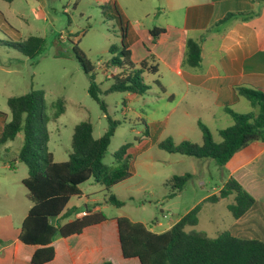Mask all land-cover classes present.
Wrapping results in <instances>:
<instances>
[{
    "label": "crops",
    "instance_id": "1",
    "mask_svg": "<svg viewBox=\"0 0 264 264\" xmlns=\"http://www.w3.org/2000/svg\"><path fill=\"white\" fill-rule=\"evenodd\" d=\"M31 1L38 4L37 0ZM73 1L69 0L67 5H71ZM39 4L42 7L45 5L42 1ZM75 5H96L107 9L116 24L119 23L121 39L122 28L126 29L125 41L134 66L138 68L146 61L158 67L156 74H143L144 82L151 87L146 94H157L158 101L167 99L168 102L161 103V114L157 118L154 117L156 113L151 115L133 110L144 125L140 132L143 137L137 146H132V151L124 153L125 158L131 160L132 154L139 155L154 146L158 147L161 143L160 136L167 130L170 120H175V131L182 135L181 142L193 141L191 136H194L195 143H202L199 123L219 136L220 130L233 123L227 109L239 114H243L245 109L241 106L244 98L236 93L237 87H248L264 94L263 0H76ZM66 11L67 9L64 10ZM0 13L5 19L9 18L7 13ZM229 14L234 15L228 21L220 23ZM9 15L18 21H25V13L22 11L11 10ZM81 15L86 17L87 9ZM104 15L105 13L103 17ZM154 29L163 30L156 39L151 34ZM11 31L19 34L13 27ZM73 35L77 37L78 33ZM14 38L18 40L16 36ZM188 39L202 41V63L198 68L183 66ZM73 41H77V38ZM108 70H105L106 73ZM155 82L163 86L164 93H160ZM126 96L129 111H132V102L144 95L126 93ZM172 116L175 119H171ZM144 118L147 119L146 122ZM1 119L0 137L7 122L6 118ZM198 163L203 169L206 164H211L208 159L199 160ZM120 164L121 161L115 159L108 167L115 168ZM16 165L18 166L17 162ZM13 168L6 161L0 162V264H33L32 256L39 247L26 245L20 240L23 221L33 206L28 190L23 185V180L28 175L16 180L7 172ZM220 170L223 175L222 183L209 188L208 185L213 182L202 180L200 185L206 194L193 202L182 216L173 220L169 209L165 210L168 213L161 209L162 218L141 223L153 233L161 234L200 206L199 223L205 206L217 205L226 200L228 207L233 202V196L218 202L207 200L218 195L227 180L233 178L254 198L255 203L240 218L232 217L222 232L227 231L240 240L264 243V143L255 142L238 151ZM130 173L132 177L133 173ZM210 180H214L212 174ZM90 181L83 184L85 188L83 185L80 187L82 195L78 197L79 203L71 206V198L64 213L74 211L72 207H77L78 210L70 217L62 215L57 223L65 224L87 215L104 214V209L114 206L107 201L113 189L126 180L108 190L100 183ZM184 189L176 197H181ZM120 217L126 216H114L111 219L106 217L105 221L85 228L80 235L57 238L52 244L54 259L47 264H102L105 261L113 264H141L137 258L125 259L122 254L118 233Z\"/></svg>",
    "mask_w": 264,
    "mask_h": 264
},
{
    "label": "trees",
    "instance_id": "2",
    "mask_svg": "<svg viewBox=\"0 0 264 264\" xmlns=\"http://www.w3.org/2000/svg\"><path fill=\"white\" fill-rule=\"evenodd\" d=\"M233 15H227L220 23L228 21ZM6 26L7 21L0 13V27ZM122 31L121 47L110 49L116 58L112 59L106 68H117L118 72L112 77L113 82L106 90L100 89L95 83L93 67L85 53L77 45L73 47L79 65L90 75L89 95L99 103L104 113L106 104L101 98L102 95L114 92L145 95L151 87L144 82L143 74L158 72L157 66L146 61L138 68L134 66L129 46L125 41L126 29L122 28ZM162 32V29H154L151 34L156 39ZM42 43V38L31 36L23 42L12 43V46L20 53H24V56L32 57L39 51ZM201 43V39L187 40L183 66L200 67ZM23 48L30 50L27 53ZM155 84L160 93L165 92L160 83ZM235 90L239 97L248 101L254 111L250 114H239L227 109L233 125L219 131L220 142H215L210 130L199 123L203 136L201 144L182 141L176 145L171 139H166L159 143V148L168 153L199 160L211 159L218 166L224 167L238 151L255 142L264 143V94L248 87H237ZM7 106L11 119L3 128L0 144L14 141L17 135L23 132V145L14 162L19 161L28 168V177L23 180V185L33 203L23 221L20 240L26 245L39 247L32 256L33 264H47L54 259L52 244L57 238L80 235L85 228L106 220L103 213H97L65 224L57 223L62 215L70 217L75 213L74 211L64 213L69 200L80 197L82 195L80 187L92 179L105 186L107 190L129 179L131 177L128 168L129 158H126L124 165L115 168L104 164L106 152L116 128L120 125L119 122L110 121L109 128L98 139L93 136L91 123L81 122L74 128L68 161L56 162L54 154L48 149L50 137L47 125L51 118L46 113L44 99L38 91L31 90L21 96L10 97ZM55 107L54 118H57L64 111L62 100H58ZM128 146V144L123 146L119 154L124 155ZM118 157L116 156V159L121 160ZM192 178L193 175L187 173L173 176L168 180L166 186L171 189L168 198L182 192ZM230 196H233V202L227 208L234 219L244 215L255 203L254 198L233 178L227 180L218 195L207 200L218 202ZM107 201L117 208L125 205V201L115 195H111ZM199 210L200 206L195 207L161 234L153 233L141 222H132L127 217L118 218V233L124 258H137L141 264H264L263 242L240 240L227 231L211 238L204 232L195 230ZM187 228L191 230L187 231ZM102 264L113 263L105 261Z\"/></svg>",
    "mask_w": 264,
    "mask_h": 264
},
{
    "label": "rangeland",
    "instance_id": "3",
    "mask_svg": "<svg viewBox=\"0 0 264 264\" xmlns=\"http://www.w3.org/2000/svg\"><path fill=\"white\" fill-rule=\"evenodd\" d=\"M41 1L45 3L44 7L39 4ZM41 1L37 0L38 4L35 5L31 0H0V12L7 13L9 17L6 19L8 26L0 27V121L2 117L6 118L7 122L11 119L7 106L10 97L21 96L31 90L38 91L44 99L46 113L51 118L47 125L50 137L48 149L54 154L56 162L68 161L76 125L90 122L93 136L98 139L109 128L110 121H117L120 125L111 139L104 164L109 166L115 161L116 156H119L120 165H124L126 158L123 154H119V150L128 144L127 150L132 151V146H137L136 144L143 137L140 132L143 131L144 125L133 110L148 112L151 115L156 113L154 117L157 118L161 114V103H166L168 100L160 102L157 94H146L134 100L132 111H129L126 93L114 92L101 96L106 104L104 113L99 103L89 95L91 78L76 60L73 47L77 45L85 53L93 67L95 83L100 89L106 90L113 82L112 77L117 73L116 69L108 70L106 65L116 58L110 49L120 48L122 45L119 23L116 24L107 9L96 5L76 6V0L71 5H67L69 0ZM85 9L87 16L82 17L81 14ZM11 10L24 12L25 21H18L9 15ZM111 10L114 11L113 8ZM103 13H105L104 17ZM12 27L19 34L11 31ZM76 33H78L77 37L73 35ZM30 36L43 39L39 51L32 57L24 56V53H20L12 46V43L23 42ZM75 38L77 41H73ZM29 50L23 48L27 53ZM105 70H108L107 73ZM58 100H62L64 111L54 118L55 103ZM241 106L245 107L243 114L254 111L245 99L242 100ZM144 119L146 122L147 119ZM171 119L175 117L172 116ZM174 121L170 120L167 130L161 134V142L171 139L176 145L181 143L182 135L176 133ZM212 136L215 142L221 141L218 135L212 133ZM191 139L193 141L190 142L195 143V137L191 136ZM23 141L24 135L21 132L14 141L6 143L5 147V144H0V162L6 161L14 166L7 172L16 180L28 175L25 164L17 162V166L14 162ZM208 161L211 164H206L203 169L198 163L199 159L168 153L159 146L147 149L139 155L132 154L131 160L128 159V168L133 173L132 177L116 186L112 193L121 197L125 205L121 208L109 206L103 211L105 216L108 219L114 216H126L136 222H150L154 218H162L161 209L164 211L169 209L173 214L171 219L179 218L193 202L206 194L200 185L202 180L213 182L208 185L209 188L214 187V184L222 183L221 167L211 159ZM187 173L192 174L193 178L185 185L182 196L168 198L171 189L166 186V182L173 176ZM211 174L214 180H210ZM92 180L90 182L93 183ZM78 201V197H73L71 206L76 205ZM72 208L74 211L78 210L77 207ZM231 220L232 214L227 209V201L224 200L217 205L205 206L194 229L215 238L226 229ZM188 230L191 229L187 228Z\"/></svg>",
    "mask_w": 264,
    "mask_h": 264
},
{
    "label": "built area",
    "instance_id": "4",
    "mask_svg": "<svg viewBox=\"0 0 264 264\" xmlns=\"http://www.w3.org/2000/svg\"><path fill=\"white\" fill-rule=\"evenodd\" d=\"M64 39V38H63Z\"/></svg>",
    "mask_w": 264,
    "mask_h": 264
}]
</instances>
